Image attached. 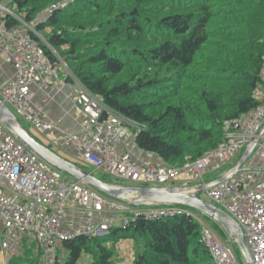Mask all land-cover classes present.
<instances>
[{"label":"trees","instance_id":"trees-1","mask_svg":"<svg viewBox=\"0 0 264 264\" xmlns=\"http://www.w3.org/2000/svg\"><path fill=\"white\" fill-rule=\"evenodd\" d=\"M0 1L31 25L61 0ZM34 29H51L46 42L67 64L68 81L131 121L138 147L171 167L216 149L225 121L256 108L264 89V0H73ZM122 240L134 242V264H215L186 214L79 236L56 263L78 264L85 253L91 264H117L108 245Z\"/></svg>","mask_w":264,"mask_h":264},{"label":"built area","instance_id":"built-area-1","mask_svg":"<svg viewBox=\"0 0 264 264\" xmlns=\"http://www.w3.org/2000/svg\"><path fill=\"white\" fill-rule=\"evenodd\" d=\"M9 17L17 20L19 26L10 28ZM44 46L53 53L55 60L46 54ZM0 52L16 72L15 78L0 90L4 105L18 120L34 129L42 132L53 130L54 126L44 120L41 109L31 102L30 87L32 84L58 83L65 62L41 34L1 1ZM261 78L264 81V70ZM69 87L76 106L89 118L96 132L72 136V141L86 163L117 179L139 186H165L185 179L189 174L191 178H187L188 181L204 182L211 164L229 162L250 145H255L254 153L264 161V134L260 135L264 129L263 89L256 90L254 94L259 103L256 108L239 118L225 121L224 137L216 149L197 160L187 156L183 167H171L141 165L128 154H118L114 149V143L120 140L118 127L135 125L107 110L76 79L69 83ZM105 112L107 118L102 120ZM103 130L112 139L110 144H106L102 137ZM255 171L261 172L263 168ZM255 171L242 169L207 189L206 195L241 227L252 263L264 264V179L256 180ZM187 185L184 182V186ZM89 205L96 212L110 209L119 213V227L123 229L141 218L158 220L190 215L199 224L202 241L215 264H241L232 242L219 236L212 222L203 214L173 205L132 207L82 182L69 181L61 171L28 149L0 123L1 249L6 257L19 256L27 239L45 246L55 259L59 250L66 251L65 242L79 236L88 239L107 237L113 228L108 221H89L75 233L64 231L65 209Z\"/></svg>","mask_w":264,"mask_h":264},{"label":"crops","instance_id":"crops-1","mask_svg":"<svg viewBox=\"0 0 264 264\" xmlns=\"http://www.w3.org/2000/svg\"><path fill=\"white\" fill-rule=\"evenodd\" d=\"M50 31L51 29H47L48 33ZM15 74V69L10 64L5 62L3 54L0 52V90L5 88L15 78ZM69 76H71V72L65 63L62 68V77H59L58 83L52 85H31V102L41 109L44 120L51 123L54 128L51 131L42 132L32 127L35 133L31 134L29 131L28 132L38 142L49 148L61 158L74 164L84 172L91 174L93 177L108 185L135 187H180L184 186V182L188 183L187 186L197 185L200 183L210 184L221 180L245 155L246 150L244 152H240V158L236 160L233 165H231L233 159L229 162H214L208 167V172L204 177V182L195 180L188 181L187 178H191V176L187 174L186 177H184L185 179H180L165 186H139L112 177L106 174L103 170L96 169L91 164L86 163L81 158L82 153L78 146L71 139L72 136H82L87 132H93V134H96V132L95 126L74 102L72 90L69 87V83H71L68 81ZM118 135L120 140L119 142L114 143V149L118 154H128L133 161L141 165H165V162L157 155L143 151L138 147L136 144L135 127L121 125L118 127ZM102 137L104 138L106 144L111 143L112 139L104 130ZM257 168H263V171H255ZM242 169L254 170L256 172V180L264 179V161L260 160L254 152L252 156L244 162ZM62 174L69 181L79 182L65 172H62ZM204 195L206 196V192ZM211 204H213V202H211ZM205 217L212 221L207 216ZM89 221H108L113 228H116L120 225V214L110 209H106L103 212H96L93 210L91 205L83 208L69 207L64 211L63 229L66 232L75 233L81 231ZM2 235L3 224L0 222V264H57V259L61 261V257L54 259L51 252L45 246L29 239L24 242L22 252L19 256L6 257L1 249ZM109 246L115 251V260L117 264H134L136 259V249L132 240H122L120 242L111 243ZM82 255H84V253ZM85 255L89 256L88 254ZM66 257L67 252L63 251L62 260L63 258L65 260ZM92 262L93 260L90 258L88 264Z\"/></svg>","mask_w":264,"mask_h":264},{"label":"water","instance_id":"water-1","mask_svg":"<svg viewBox=\"0 0 264 264\" xmlns=\"http://www.w3.org/2000/svg\"><path fill=\"white\" fill-rule=\"evenodd\" d=\"M0 123L12 133L28 149L39 155L54 168L67 173L72 178L106 194L110 198L124 202L133 207H147L156 205H173L185 207L199 212L216 224L224 232L228 240L238 247L245 264H253L246 239L241 227L224 211L215 205L204 201L201 196L207 189L226 180L232 174L242 170L244 162L252 156L255 145H250L242 159L221 180L210 184H197L180 187H135L112 186L84 172L74 164L61 158L49 148L33 138L17 117L4 105L0 99ZM264 134V129L260 135Z\"/></svg>","mask_w":264,"mask_h":264},{"label":"rangeland","instance_id":"rangeland-1","mask_svg":"<svg viewBox=\"0 0 264 264\" xmlns=\"http://www.w3.org/2000/svg\"><path fill=\"white\" fill-rule=\"evenodd\" d=\"M71 1H73V0H61L60 2H58L57 4H55V5H53V6L49 7V8H43V9L39 12V14H37V16H36L34 22L31 24V26L34 28L37 24H40V23L45 22V21H46V20H47L52 14H53V12H54L55 10L65 7V6H66L67 4H69ZM14 12H15L18 16H22L21 19L24 21L25 14H20L19 12L15 11V10H14ZM49 34H50V32L48 33V32H47V29H46L44 32L41 33V36H42V38H44L45 40H47V39L49 38ZM48 49H49V48H48ZM55 51H56V50H55ZM56 53L59 54L57 51H56ZM60 76L62 77V71L60 72ZM19 121L22 123V125H23V126H24V127H25V128L31 133V134H34V133H35L34 129H33L29 124L25 123L24 121H22V120H20V119H19ZM239 158H240V154L237 155L235 158H233V160H232V162H231V165H233V163H234L236 160H238ZM201 198H202L204 201L211 203L210 200H209V198L207 197V195L205 196V195L203 194V195L201 196ZM211 222H212V221H211ZM214 223H215V222H212L214 229H215L216 232L219 234V236H221L222 238H224V237H223V233H222L223 231L221 230V231H222V232H221V231L217 230V228H215V226H214ZM217 225H218V224H217ZM218 226H219V225H218ZM219 227H220V226H219ZM110 244H111V243H110ZM108 247H110V246L108 245ZM233 250H234V252H235V254H236V256H237L239 262H240L241 264H245V261H244V259H243V256H242L240 250H239L238 247H237L236 245H234V244H233ZM57 256H58V257H61V262H63L64 258H63V260H62V256H63V251H62V250H59ZM90 258H91V257H90ZM90 258H89V256H86L85 253H84V255H82L81 259L79 260L78 264H88L89 261H90ZM90 264H91V263H90Z\"/></svg>","mask_w":264,"mask_h":264}]
</instances>
